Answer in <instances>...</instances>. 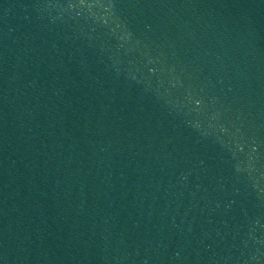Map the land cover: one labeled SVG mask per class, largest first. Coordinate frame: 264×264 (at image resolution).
I'll list each match as a JSON object with an SVG mask.
<instances>
[{
  "label": "water",
  "instance_id": "1",
  "mask_svg": "<svg viewBox=\"0 0 264 264\" xmlns=\"http://www.w3.org/2000/svg\"><path fill=\"white\" fill-rule=\"evenodd\" d=\"M0 264H264V0H0Z\"/></svg>",
  "mask_w": 264,
  "mask_h": 264
}]
</instances>
